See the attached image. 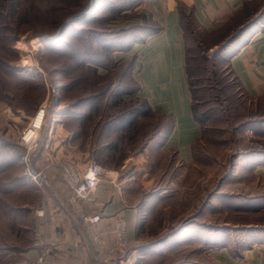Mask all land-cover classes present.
Instances as JSON below:
<instances>
[{"label": "crops", "instance_id": "obj_1", "mask_svg": "<svg viewBox=\"0 0 264 264\" xmlns=\"http://www.w3.org/2000/svg\"><path fill=\"white\" fill-rule=\"evenodd\" d=\"M255 2L262 5L256 10L260 13L264 0H141L134 8L138 17L124 22L131 23L123 27L145 26L144 20H149L152 25L147 26L153 30L143 32L142 41L132 42L127 50L113 51L108 67L96 68L98 94L89 92L81 101L52 94L40 132L41 144L31 154L34 171L40 172L46 183L52 178L50 184L54 185L59 182L55 177L61 178L60 161L70 160L81 168L95 158L118 174L117 186L108 179L98 184L95 198L106 203V208L104 219L91 227L82 223L86 205L75 199L64 183L52 188L53 204L42 210L45 217L36 230L37 241L45 243L56 264H144L167 252L165 264H264V149L238 153L215 190L217 195L220 188L234 190L232 196L222 194L220 202L242 221L209 229L179 220L168 236L152 245L164 248L168 244L166 249L160 253L138 249L143 246L139 240L161 211L174 217L186 215L181 179L185 180L187 168L193 166V149L202 135L191 109L178 6L192 8L198 27L210 32L225 27ZM229 48L228 64L240 88L249 98L263 101L264 19ZM123 86L131 91L120 90ZM249 133L250 138L252 133L264 136V122L259 128H249ZM44 143L49 144L48 149ZM209 202L210 198L195 214L219 208L218 198ZM116 216L125 220L131 241L130 252L121 255L108 253ZM92 232L100 233L99 245L91 241ZM36 252L33 247L23 255L33 257Z\"/></svg>", "mask_w": 264, "mask_h": 264}, {"label": "rangeland", "instance_id": "obj_2", "mask_svg": "<svg viewBox=\"0 0 264 264\" xmlns=\"http://www.w3.org/2000/svg\"><path fill=\"white\" fill-rule=\"evenodd\" d=\"M90 1L0 0V250L24 256L23 253L37 248L36 227L38 221L45 217L38 214L50 203L53 204L52 188L57 189L63 183L58 176L55 177L58 183L50 184L52 178L46 183L44 176L34 171L31 154L37 149L26 151L20 144L29 119L42 102L52 103V94L59 93L69 100L78 101L89 92L98 94V81H94L93 74L85 65L97 59H90L92 55L94 58V53L88 47L84 48L85 38L91 34V29L102 31L127 25L131 22H124L137 14L134 9L131 10L134 0H97V6L92 10L93 17H96L94 20L88 22L91 18H85L69 24L67 28L62 25L68 20L79 19L80 14L74 15L83 11ZM11 4H14V9L10 11ZM115 6L120 9L117 14L112 8ZM125 12H128L129 19H119L113 24L115 28H108L115 17L123 18ZM247 16L248 11L244 10L237 20ZM185 23L192 101L202 127L200 140L193 149V166L187 168L185 180L181 179V199L186 197L187 213L174 217L161 211L150 231L139 240L143 245L138 248L140 252L160 253L166 249L168 244L164 248L152 245L168 236L179 220L193 227L208 226L209 229L225 228L242 221L220 202L222 194L226 193L225 196L229 197L234 190L220 188L221 194L218 195L215 190L228 174L238 153L264 149L261 133L249 136L251 126H261V122L256 125L250 123L264 119V100L249 98L230 71L228 62L222 58V54L228 55L231 49L224 50L227 37L237 32L238 28L230 32L229 27L207 32L198 28L192 19ZM62 31L59 39L44 42L46 36ZM103 91L105 93L106 89ZM27 160L29 165L26 167ZM32 173H40L38 185L31 179ZM148 189L150 192L153 190ZM209 198L210 202L212 198H218L219 208L197 216V209ZM78 231L87 240L81 226H78ZM147 247L152 248L149 250ZM130 250L131 241L124 253ZM167 254L144 264H165Z\"/></svg>", "mask_w": 264, "mask_h": 264}, {"label": "built area", "instance_id": "obj_3", "mask_svg": "<svg viewBox=\"0 0 264 264\" xmlns=\"http://www.w3.org/2000/svg\"><path fill=\"white\" fill-rule=\"evenodd\" d=\"M48 105L44 101L38 106L35 114L29 119L27 127L24 129L25 131L31 128L32 131L28 133L23 131L22 133L20 144L25 147L26 151L38 149L41 144L40 132L46 118ZM48 148L49 144L44 143V149ZM28 165L27 160L25 166L27 167ZM58 167L59 175L64 185L72 192L75 199L86 205V210L82 215V223L87 227L98 225L104 219L106 203L96 201V188L104 179H108L111 184L117 186V172L105 169L95 158H90L81 168L78 166V163L70 160L60 161ZM39 174H30L31 179L37 185L39 180H41V178H38ZM117 193L121 196V189L118 187ZM42 214L43 211L39 212L38 216ZM110 232L112 246L108 250V253L111 255L124 253L130 246V239L128 237L126 222L121 216L114 218ZM90 239L94 244L99 245L101 243L100 233L92 232ZM35 245L37 246V252L33 257L29 258L19 253L16 254L14 251L1 249L0 264H56L54 257L50 254L43 241H37Z\"/></svg>", "mask_w": 264, "mask_h": 264}, {"label": "trees", "instance_id": "obj_4", "mask_svg": "<svg viewBox=\"0 0 264 264\" xmlns=\"http://www.w3.org/2000/svg\"><path fill=\"white\" fill-rule=\"evenodd\" d=\"M140 1L141 0H134V4H133L134 6L131 8V10L134 9L140 3ZM95 2H96V5H94ZM97 2H98L97 0H91L83 11L74 15V16H76V15L80 14L79 19L74 20V21L68 20L65 23H63L62 25L66 26V28H67L68 26H70L69 24H72L76 21L83 20L85 18L86 19L91 18V20L88 21V22H91L92 20H94V18H96V17H93L94 12H92V10L94 9L93 7L97 6ZM260 4H261L260 2H255V3L251 4L249 9H248V7L245 9L248 11V16L246 18H244L240 21V20H237L239 18V17H237L225 26V27H229V29H228L229 32L232 31L234 28H238V31L235 32L234 34L232 33L229 38L227 37L226 42L224 44V45H227V47L224 46V47H226L224 50H226L228 47H230L232 44H234L242 36L243 32H245L246 30H248L249 28H251L253 26L259 25L260 22L264 19V8L261 9L262 11L260 13H257V11L262 6V5L260 6ZM112 8L116 14H117V12L120 11V9H118L116 6L112 7ZM13 9H14V4H11L9 6V10L11 11ZM126 9H128V8H126ZM178 9H179V13H180L182 29L184 32V26L186 24L185 23L186 20L192 19L195 22L194 17H193V13H192V8L184 6L182 4H179ZM255 11H256V14H254ZM124 14H126V15H124ZM135 16L138 17V14L132 16V18H134ZM121 17H115L114 21H113L114 23H110L112 25H110L108 28H115V26H113V24L117 23L116 21H119V19H129L128 12L123 13V18H121ZM132 18H130V19H132ZM126 21H128V20H126ZM144 24H145V26H140V27H138V26H136V27H123L122 26V27H119L117 29L102 30V31L91 29V34L85 38L84 48L88 47L89 50L93 51L94 58L92 55V57L90 59H92V60L97 59L96 62H92L90 64H85L86 66L89 67L90 72L93 74L92 77H93L94 81H98V79L100 78L99 75L96 74V68L99 66L108 67L111 64V53L113 51H115V50H127L130 47L132 42L142 41L143 34H144L143 32H149V31L153 30V28H151L150 26H147V25H152L149 20H144ZM195 24H196V22H195ZM62 33H63V31L61 33H58L57 35L54 34L51 36H46L44 42H52L54 40H57L60 38ZM95 37H98V39H95ZM184 39H185V37H184ZM185 43H186V41H185ZM96 44L99 47L96 46ZM97 47H98V51H96ZM103 51H105L104 54H103ZM222 58L228 62L229 56L227 54H222ZM84 63H86V61H84L82 64L84 65ZM186 74H187L189 92L191 95L192 114H193V117L196 120V122L200 124V120H198V117L195 114V105H194L195 103L192 101L193 94H192V88H191V84L189 81L188 70H187V47H186ZM120 90L131 91L126 86L121 87ZM93 102L95 104L98 103L97 100L93 101ZM78 105L82 106V103H80ZM263 121H264V119L262 121L261 120H253L250 123V125H256V124H259L260 122L262 123ZM200 126H201V124H200ZM254 152H257V151H254Z\"/></svg>", "mask_w": 264, "mask_h": 264}, {"label": "bare ground", "instance_id": "obj_5", "mask_svg": "<svg viewBox=\"0 0 264 264\" xmlns=\"http://www.w3.org/2000/svg\"><path fill=\"white\" fill-rule=\"evenodd\" d=\"M30 131H32L31 128L25 130L24 132L28 133V132H30ZM188 232H189V231H188ZM191 233H192V232H191ZM188 237H189V236H188ZM170 242H171V241H170ZM178 244H179V243H178Z\"/></svg>", "mask_w": 264, "mask_h": 264}]
</instances>
